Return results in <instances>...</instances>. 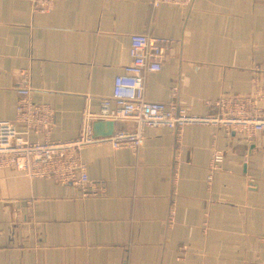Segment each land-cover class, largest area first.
<instances>
[{
	"label": "crops",
	"instance_id": "obj_1",
	"mask_svg": "<svg viewBox=\"0 0 264 264\" xmlns=\"http://www.w3.org/2000/svg\"><path fill=\"white\" fill-rule=\"evenodd\" d=\"M134 35L170 41L162 71L146 77L150 102L204 117L208 102L253 96L264 79V0H60L44 14L0 0V122L14 121L28 86L55 110L52 138L77 140L84 110L99 113L131 66ZM215 150L226 158L210 182ZM81 165L103 196L74 190ZM44 171L0 170V264H264V134L164 127L137 152L86 146Z\"/></svg>",
	"mask_w": 264,
	"mask_h": 264
},
{
	"label": "built area",
	"instance_id": "obj_2",
	"mask_svg": "<svg viewBox=\"0 0 264 264\" xmlns=\"http://www.w3.org/2000/svg\"><path fill=\"white\" fill-rule=\"evenodd\" d=\"M60 0H30L34 12H51ZM195 0H153L154 8L172 5L191 9ZM170 41L150 35L131 37L129 67L120 68L114 80L113 94L105 98L97 114L84 110L80 136L75 141H58L52 138L55 127V110L45 104H36L28 86L17 90L18 103L14 121L0 122V170L14 169L29 179L48 178L45 166L55 158L83 147L109 143L115 150L130 149L137 152L149 130L169 128L179 131L186 126L207 125L223 127L228 135L241 134L252 141L264 134V79H255L253 96L225 98L208 102L214 112L197 117L175 104L153 103L146 99V77L159 73L167 57ZM98 121L122 122L126 128L110 138L95 139L93 124ZM226 152L215 150L211 157L209 181L223 169ZM253 187V185H251ZM74 190L85 198L101 197L106 193L103 183L94 181L87 165H81L73 183ZM176 212L171 207L172 216Z\"/></svg>",
	"mask_w": 264,
	"mask_h": 264
},
{
	"label": "water",
	"instance_id": "obj_3",
	"mask_svg": "<svg viewBox=\"0 0 264 264\" xmlns=\"http://www.w3.org/2000/svg\"><path fill=\"white\" fill-rule=\"evenodd\" d=\"M116 132V123L110 121H98L93 124V135L95 139L110 138Z\"/></svg>",
	"mask_w": 264,
	"mask_h": 264
},
{
	"label": "bare ground",
	"instance_id": "obj_4",
	"mask_svg": "<svg viewBox=\"0 0 264 264\" xmlns=\"http://www.w3.org/2000/svg\"><path fill=\"white\" fill-rule=\"evenodd\" d=\"M95 181V180H94Z\"/></svg>",
	"mask_w": 264,
	"mask_h": 264
}]
</instances>
